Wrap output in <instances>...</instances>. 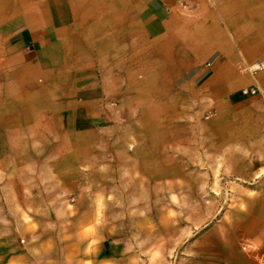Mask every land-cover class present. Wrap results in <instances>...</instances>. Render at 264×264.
I'll return each instance as SVG.
<instances>
[{
    "label": "rangeland",
    "instance_id": "rangeland-1",
    "mask_svg": "<svg viewBox=\"0 0 264 264\" xmlns=\"http://www.w3.org/2000/svg\"><path fill=\"white\" fill-rule=\"evenodd\" d=\"M219 4L264 11V0ZM252 63L160 66L140 82L123 66L119 111L54 134L84 145L0 163V264H123V241L138 264H174L202 234L204 246L216 237L264 259V66ZM109 244L122 258L97 256Z\"/></svg>",
    "mask_w": 264,
    "mask_h": 264
},
{
    "label": "crops",
    "instance_id": "crops-1",
    "mask_svg": "<svg viewBox=\"0 0 264 264\" xmlns=\"http://www.w3.org/2000/svg\"><path fill=\"white\" fill-rule=\"evenodd\" d=\"M220 1L0 0V163L19 169L43 147L62 155L84 145L54 134L65 121L77 134L101 127L119 111L123 66L134 67L129 79L140 82L138 73L155 75L160 66L180 75L201 62L264 61V11L227 13ZM97 66H109V75L97 77ZM203 241L204 234L185 241L174 264H264L232 243ZM115 254L109 244L97 256L122 258ZM137 257L123 241V264Z\"/></svg>",
    "mask_w": 264,
    "mask_h": 264
},
{
    "label": "built area",
    "instance_id": "built-area-1",
    "mask_svg": "<svg viewBox=\"0 0 264 264\" xmlns=\"http://www.w3.org/2000/svg\"><path fill=\"white\" fill-rule=\"evenodd\" d=\"M208 65H209L208 62H205V63H204V66H205V67L208 66ZM261 67H263V66H260V67H258V68H261ZM258 68H257V69H258ZM257 91H258V88L255 87V86L243 87V88L241 89V93H242L243 95H252V94H255Z\"/></svg>",
    "mask_w": 264,
    "mask_h": 264
},
{
    "label": "bare ground",
    "instance_id": "bare-ground-1",
    "mask_svg": "<svg viewBox=\"0 0 264 264\" xmlns=\"http://www.w3.org/2000/svg\"><path fill=\"white\" fill-rule=\"evenodd\" d=\"M260 66H264V61L253 64V66H251V68H253V69H257V68L260 67Z\"/></svg>",
    "mask_w": 264,
    "mask_h": 264
}]
</instances>
